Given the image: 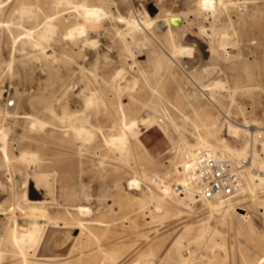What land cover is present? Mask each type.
I'll use <instances>...</instances> for the list:
<instances>
[{"label": "rangeland", "instance_id": "374dc122", "mask_svg": "<svg viewBox=\"0 0 264 264\" xmlns=\"http://www.w3.org/2000/svg\"><path fill=\"white\" fill-rule=\"evenodd\" d=\"M56 1L0 0V111L18 97L25 100L19 113L43 125L32 128L30 120L20 118L6 124L11 155L18 159L21 150H28L40 159L14 164L15 201L23 205L35 184L38 193L47 194L51 219L39 224L43 229L54 223L75 226L79 245L72 264H264V182L256 181L255 191L240 196L227 213H211L201 202L190 209L176 206L175 188L160 213L136 202L151 190L159 192L155 181L161 180L163 193L165 181L173 184L179 178L176 168L187 149L194 154L217 145L213 139L203 142L204 133L196 129L205 113L229 145L241 150L248 139L251 151L262 156L264 180V135L254 148L250 135L264 127V0H233L234 5L217 0ZM24 8L32 13L22 14ZM160 13L180 14L171 31L189 53L174 55L167 49V29L150 27L146 39L143 33L135 38L126 33L127 21L143 26L146 16ZM48 15L65 23L52 40L30 47L27 31L36 34ZM75 26L84 33L65 36ZM90 98L93 104L86 110L84 100ZM120 111L137 123L124 154L105 142L121 131ZM73 112L79 121L70 117ZM228 120L247 131L229 134ZM74 123L80 129L83 124L91 139L77 136L69 128ZM141 168L148 172L142 174ZM257 168L252 169L255 177ZM136 176L139 187L130 190L127 182ZM43 177L52 185L49 194ZM7 201L9 190L0 196L1 205ZM1 212L0 224L10 216ZM19 223L28 224L23 218ZM18 262L7 258L0 264Z\"/></svg>", "mask_w": 264, "mask_h": 264}, {"label": "bare ground", "instance_id": "6f19581e", "mask_svg": "<svg viewBox=\"0 0 264 264\" xmlns=\"http://www.w3.org/2000/svg\"><path fill=\"white\" fill-rule=\"evenodd\" d=\"M203 1L205 2V0H203ZM217 1L219 4H223V5H225V4L234 5L236 3L233 0H217ZM64 2L67 3L68 1L67 0H58V1H56V4L60 5L61 3H64ZM119 2H120V0H119ZM121 2H123V1H121ZM201 2H199V3H201ZM218 3H217V5H218ZM123 4H124V2H123ZM205 5H207V3ZM202 6L204 7V5H202ZM215 8H217V7L215 6ZM81 9H84V7H82ZM29 11H28V9L26 10L25 8L20 10V12L22 14L24 12H29ZM201 11H203V10H201ZM207 11H208V8H207ZM29 15H31V14H29ZM33 16L35 19H37L36 15H33ZM143 16H145V15H143ZM180 17H181L180 14H176V13H173V14L169 13L167 15H163L160 13V14L156 15L154 18H149L148 16H146L144 21H143V26L138 24V21L137 22L127 21L128 22L127 24L129 26V30L126 33H129L128 35H131L132 38H135V37L141 35V33H143L145 35V39H146V35H148V34H146L147 32L145 33V31L149 30L150 27L155 26L156 29H158V30H164V29L166 30L167 29L168 35L165 38V43L167 45V49H169L174 55L175 54L176 55L177 54H179V55L180 54L181 55L186 54V53H189V51L185 48L180 47L179 44L177 45V43H176L177 41L175 42L174 34L171 31L172 29H177V26L180 23V22L178 23L177 20ZM142 19H143V17H142ZM60 21L61 20H58V18L54 17V15L46 16L44 21L41 22V27L38 29L36 34L33 31H27L26 37H27V39H29V40H27V44H29L30 47H33V48L41 47V42L46 41V40L48 41L50 36L52 37L56 33V30H58L65 23V21H64V23H61ZM3 26H5V25H3ZM82 33H84V28L82 26H75L72 29H70L69 31H67L65 33V36L71 37V36L76 35V37L78 38V35L82 34ZM124 35L127 36L126 34H124ZM124 35L122 34V36H124ZM71 39H74V38H71ZM149 40H151V39L149 38ZM48 42H45V43L48 44ZM91 42L92 41H90V43ZM94 43H96V42H94ZM137 43H138V41H137ZM92 45L95 46L94 44H92ZM125 45H127V44H125ZM128 49H129V47H128ZM41 53L43 56L42 51H41ZM167 66L170 67L169 63ZM9 71H10V68H9ZM94 76H96V75H94ZM94 81H95V79H94ZM100 81H101V79H100ZM130 82H132V81H130ZM219 85H221V84H219ZM127 88H128V86H127ZM130 88H131V86H130ZM118 91H119V87H118ZM122 91L124 92L125 90H122ZM94 92H95V90H94ZM93 95H94V93H93ZM67 96H68V94H67ZM90 97H92V96H90ZM88 98H89V96L87 97V99ZM92 100L93 99H91V98L87 101L84 100L86 102L85 103L86 110H87V108H91V106L93 104ZM197 102H198V100H197ZM5 103H6L5 108H3L0 111V148H1L0 149V153H1L0 154L1 155V158H0V196L3 195L7 190H9L11 192V201H7V202H9V204L7 206L4 204L1 205V203H0V211H2V212L6 211L3 213H7V214L9 213V215H10L7 217L6 220L4 219V221L0 224V263L2 261H4L5 259L9 258L11 261L19 260V262H18L19 264H50V262L57 263V264H72V262L69 260L72 259V257H74L73 255L77 251V248L79 245L78 236H76V237L73 236V231L74 230L76 231L75 226L74 227H71L69 225L68 226H58L60 224L57 225L56 223H54V225H52L48 228L46 227L47 229H43V226H41L39 224L40 220H47L48 219L50 221V219H51V216L49 215L48 210H47V206H46L47 203L49 202L48 198L46 197L47 194L46 193L45 194L38 193L39 189H38V187H37L38 190L36 189V184L34 182L35 185L34 184L33 185L35 187L34 186L33 187L35 188V192H34V190L33 191L31 190L30 195H27V196L24 195L25 197H24L23 205H20V203L15 201V200H18V199H16V196L18 197L17 191H16V189L18 187V183L16 180L17 176H16V169L14 167L15 166L14 164L16 162H19V161H21L24 164L25 163L38 162V160H40V159H39V156L37 154L32 153L28 150H21L20 156L18 157V159L15 156H13V154L11 155V149L9 148V143L7 141V132L5 131L6 130L5 129L6 124L8 123L9 120L10 121L11 120L12 121L13 120H19V118H20V119L26 120V121L30 120L32 128H35L36 126H37V128H39L38 127L39 125L40 126H43V125H42V123H40V124L38 123V120L35 119L36 118L35 116H34L35 118H33V116H30L27 112L26 113L25 112L19 113V110L24 108L25 100H20L17 97V98H13L12 100L7 101ZM73 111H76V110L74 109ZM70 112H72V110ZM52 113H53V111H52ZM121 115H122V121H121V124H119V125H121V128L118 129V130L121 129L120 133H118V135L113 136L109 140L105 139V137H103V139H105V142L107 145H109L111 143L110 145L116 146L117 148L115 147V151H117V149H118L120 151V152L117 151L118 153L124 154L126 151H128L127 141H128V137H130V136H128V133H131L132 131H134V129H136L137 123H136V121L127 120V117L123 111L121 112ZM166 115H167V113H166ZM55 117H57V116L55 115ZM70 117L74 118L78 121L80 120L78 114H76L75 112L71 113ZM58 118H60V117L58 116ZM81 119H83V118H81ZM62 121H63V119H62ZM78 121H77V123H78ZM82 123L84 124L85 122H82ZM226 123H227V125H226L227 126V132L229 134L236 135V134H239L241 132L247 131V130H245L246 127L241 126V125H236L235 123H233L230 120H228ZM43 124H45V123L43 122ZM75 124L76 123L72 124L69 128L72 127V129L76 132L77 136H79L80 138H83V139H87V138L91 139V133L84 128L83 124H81V126H82L81 129L77 128V125H75ZM41 128L43 129L44 127H41ZM174 128L176 130L178 129V127L177 128L174 127ZM220 128H217V122L211 117L210 114L205 113L202 115L201 120H200V124L197 125L196 129L198 131H202L204 133L203 142L206 141L207 139H213L215 141V143H217V145L211 147L210 149H208L206 151L210 152L214 157L225 159L228 161H232L234 163L245 162V164L242 166V171H241V180L243 182L242 187H241L240 193L238 194V196L234 200H228V201L216 200L213 202H211V201L204 202L205 205L207 206V208L211 211V213H218V214L221 212H226L227 209L232 208L233 202L235 200H237L238 198H240V196H243L245 194H252L255 191L256 186H258L257 183L255 184L256 181L257 182L259 181V183L264 182L263 178L261 177L263 175V169H262L263 167L261 165H259L260 164L259 160L262 158V156L257 151H255L256 149L255 150L252 149V151H251V147H250L251 143H249L248 139L246 142L247 144H245V147L241 150L235 148V146L233 147V146L229 145L228 142H226L224 139H222L220 137L221 135L219 136V133L221 131ZM250 135H251V139L253 140V143H254V145L252 147L254 148L255 143L258 142V138L260 136L264 135V127L258 128L257 131L253 132ZM112 140H114V142H111ZM259 146H262V145H259ZM110 148H112V147L110 146ZM263 148H264V144H263ZM192 155H193L192 152L189 149H187L185 154H184L185 159H184L183 164L176 168V171L178 173L179 178L176 179L173 184H169V183H167V181H165V183H164V187H166L165 192H163V193L161 192V190H160V188H161L160 181L161 180H157V181H155L156 185H154V187H155L156 191H159V192H154L151 190V193H149V195L140 197L136 200V202L140 204L139 206L142 209L150 208V209H153L154 214L160 213L161 208H163L162 202L165 199L171 200L168 197L169 196L168 191L172 188V186L176 187L177 188L176 190L178 191L176 197H178L179 201L177 202L176 206L183 207L185 209H190L193 206L192 204L197 203V201H195V199L193 198V196L191 194H189L187 196L185 194V196L182 197V192L187 191L189 188L187 160ZM253 168H257L259 171V174H257L256 177L254 175L256 173L252 174ZM141 169L143 171L142 174H144L145 172L146 173L148 172L145 168H141ZM142 174H141V177L147 178L148 174L146 176L145 175L142 176ZM40 177H41V175H40ZM44 177H43L44 180L41 179V181H45V179H47ZM149 179H151V177ZM39 181H37V184H39ZM139 181H140L139 177H137V176L134 178L132 177V180H129L127 182L129 189L132 190L131 187L133 188L135 186L139 187V184H140ZM143 181H147V179H145ZM152 181H154V180H152ZM44 184H45V189H48V194H49L50 193L49 191L52 188V185H51V183H48L47 180L44 182ZM136 189H138V188H136ZM78 190H80V189H78ZM153 190H154V188H153ZM72 191H74V190H72ZM82 193H83V191H82ZM86 194H87V192H86ZM161 194H162V196H161ZM83 195H84V193H83ZM107 197H109V196H107ZM86 198L87 197H85V199ZM51 199H53V198H51ZM1 202H4V201H1ZM78 208H79V206H78ZM236 210L242 211L243 209L237 208ZM79 212L80 213L84 212V214H86L85 212H87V210H85L83 207H80ZM241 216H244V215L241 214ZM19 218H23L26 222H28V224L21 225L19 223ZM50 223H52V222H50ZM206 227H208V226H206ZM77 229H78V227H77ZM51 234H52V236H55V237H53V240L51 241L52 242L51 245L54 246L55 248L60 249V248H64V247L69 245L68 252L64 257H44V256L40 255V250H41L44 242L51 236ZM112 258L113 257H111V259Z\"/></svg>", "mask_w": 264, "mask_h": 264}, {"label": "built area", "instance_id": "2783aa9c", "mask_svg": "<svg viewBox=\"0 0 264 264\" xmlns=\"http://www.w3.org/2000/svg\"><path fill=\"white\" fill-rule=\"evenodd\" d=\"M244 164L214 157L206 150L195 152L187 160L189 188L182 192V197L191 194L195 201L201 203L234 200L242 187Z\"/></svg>", "mask_w": 264, "mask_h": 264}, {"label": "water", "instance_id": "95a60500", "mask_svg": "<svg viewBox=\"0 0 264 264\" xmlns=\"http://www.w3.org/2000/svg\"><path fill=\"white\" fill-rule=\"evenodd\" d=\"M52 234L44 242V244H43V246H42V248L40 250V255L44 256V257H64L67 254V252H68L69 245L64 247V248H60V249L55 248L54 246L51 245L52 244L51 241L53 240V237H55V236H52ZM73 236L76 237V234L73 233Z\"/></svg>", "mask_w": 264, "mask_h": 264}]
</instances>
